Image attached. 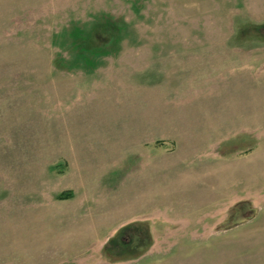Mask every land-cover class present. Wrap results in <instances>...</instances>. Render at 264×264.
Returning <instances> with one entry per match:
<instances>
[{"label":"rangeland","instance_id":"obj_1","mask_svg":"<svg viewBox=\"0 0 264 264\" xmlns=\"http://www.w3.org/2000/svg\"><path fill=\"white\" fill-rule=\"evenodd\" d=\"M0 264H264V0H0Z\"/></svg>","mask_w":264,"mask_h":264}]
</instances>
